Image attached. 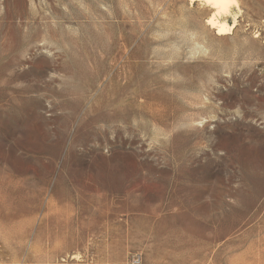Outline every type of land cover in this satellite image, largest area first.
Here are the masks:
<instances>
[{"label":"rangeland","instance_id":"1","mask_svg":"<svg viewBox=\"0 0 264 264\" xmlns=\"http://www.w3.org/2000/svg\"><path fill=\"white\" fill-rule=\"evenodd\" d=\"M230 10L0 0V264H264V0Z\"/></svg>","mask_w":264,"mask_h":264},{"label":"bare ground","instance_id":"2","mask_svg":"<svg viewBox=\"0 0 264 264\" xmlns=\"http://www.w3.org/2000/svg\"><path fill=\"white\" fill-rule=\"evenodd\" d=\"M213 9V12L207 17L206 22L212 27L217 34H224L230 31L231 25L225 19H220L222 15L230 14V8L235 0H198ZM233 13V11H232ZM234 15V14H233ZM233 23L235 22V17ZM76 258V255H69L60 258V262H65L67 259Z\"/></svg>","mask_w":264,"mask_h":264}]
</instances>
